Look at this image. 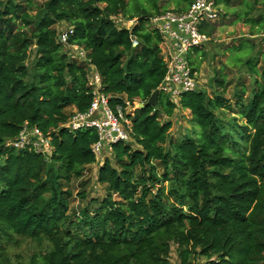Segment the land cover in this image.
Returning a JSON list of instances; mask_svg holds the SVG:
<instances>
[{"label": "trees", "instance_id": "obj_1", "mask_svg": "<svg viewBox=\"0 0 264 264\" xmlns=\"http://www.w3.org/2000/svg\"><path fill=\"white\" fill-rule=\"evenodd\" d=\"M162 1L0 0V264H10L7 245L24 238L38 252L26 264H169L172 244L180 264L199 257L203 264H264V49L235 47L234 67L243 64L250 76L237 78L231 97L224 96V62L214 68L212 94L181 92L191 127L173 138L177 105L168 94L159 90L156 105L139 107L167 68L151 18L185 12L193 0ZM214 2L238 8L232 22L264 33V0ZM116 17L134 25L120 26ZM201 47L186 54L193 70ZM92 70L113 109L137 103L128 113L129 140L113 143L97 170L101 197H89L83 179L96 163L97 132L66 126L91 103ZM24 122L50 136L48 159L7 145ZM79 178L74 195L71 182Z\"/></svg>", "mask_w": 264, "mask_h": 264}, {"label": "built area", "instance_id": "obj_2", "mask_svg": "<svg viewBox=\"0 0 264 264\" xmlns=\"http://www.w3.org/2000/svg\"><path fill=\"white\" fill-rule=\"evenodd\" d=\"M219 17L220 9L214 0H193L185 12L167 11L151 18V26L158 30L166 45L163 54L167 68L159 90L168 94L172 102H176L181 92L196 88V71L188 65L186 54L208 41L205 27ZM66 35L67 32L60 34L61 41L66 40ZM132 45H137L136 39H132ZM88 84L93 94L88 109L72 115L66 126L72 130L94 128L98 138L92 145V151L97 156L102 151L111 152L113 143L129 140L131 121L128 113L131 111H126V108L135 107L137 103L134 105L126 101L124 106L116 105L113 109L107 95L100 90L99 74L93 70L88 74ZM7 145L17 148L28 146L43 154L46 159L53 150L50 136L43 135L38 127L31 128L26 122L23 123L18 137Z\"/></svg>", "mask_w": 264, "mask_h": 264}, {"label": "rangeland", "instance_id": "obj_3", "mask_svg": "<svg viewBox=\"0 0 264 264\" xmlns=\"http://www.w3.org/2000/svg\"><path fill=\"white\" fill-rule=\"evenodd\" d=\"M42 1V0H41ZM167 0H163L162 3L164 4ZM169 9H173L174 4L172 1H168L166 3ZM261 6L260 4L258 5ZM221 7V8H220ZM220 17L212 24L207 25L206 31L209 32L207 34L208 41L199 49V53L197 52L196 61L198 62V68L196 71V88H206V91L209 94H212V89L214 88L210 82L212 77L214 76V68H221L223 62L227 64L228 68H223L221 74H224V79L229 81V84L224 89V96L231 97L233 92V87L237 82V78L239 76L242 77V80L248 81L249 71H247L243 64L241 65H233L234 59L230 56L235 54L238 49L235 47L240 46V43H248L253 44V50L257 52L258 50L264 49V33L261 28L258 27H251L248 24H244L241 21L232 22L233 14L235 10L231 7H224L222 4L220 5ZM242 8V7H241ZM258 10L255 9L254 15L258 14ZM115 22L124 27H132L134 25L133 20L125 21L120 17L114 18ZM151 26V24L149 23ZM149 26V28H151ZM59 30H63L67 28V25L64 22L57 24ZM246 45V44H244ZM65 50L72 57L78 59H84L86 53L77 46H66L64 47ZM166 50V45L163 42V39L160 43L161 54L164 60V50ZM202 51V52H201ZM246 51V52H245ZM244 52H237L236 54H247L248 50ZM253 51V52H254ZM205 53L201 55V53ZM246 56V55H242ZM262 57L260 56L258 59V65L262 64ZM27 63H30V58L27 60ZM239 66V67H238ZM179 98L174 102L177 106L174 110L173 115L170 117L172 122V126L170 128L169 134L175 138L180 136L186 132L191 127L190 124V113L186 109H182L179 106ZM135 105V104H134ZM134 106L126 108V111H132ZM163 116V120H164ZM112 157L109 151H102L99 155L96 156V163L92 164L87 171L85 172V176L83 179L89 180L87 189L90 193L89 197L98 196L101 197L103 195V188L96 182L97 170L105 156ZM79 179H73L71 182V187L73 188L74 195L78 191L79 188ZM79 203L77 197L73 198L71 205L76 207ZM6 253L9 257L10 264H20V263H28L31 259V256L34 253H37V245L32 240L27 238L18 240L16 245L9 244L6 247ZM196 264H203L205 262L204 257H199L196 259ZM169 264H180L177 246L175 244L171 245V250L169 254Z\"/></svg>", "mask_w": 264, "mask_h": 264}, {"label": "water", "instance_id": "obj_4", "mask_svg": "<svg viewBox=\"0 0 264 264\" xmlns=\"http://www.w3.org/2000/svg\"><path fill=\"white\" fill-rule=\"evenodd\" d=\"M158 94H159V89L154 90V92L149 96V98L147 99L145 103H139V107L156 105Z\"/></svg>", "mask_w": 264, "mask_h": 264}]
</instances>
